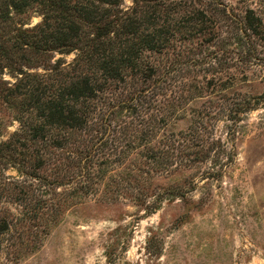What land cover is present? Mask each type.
Masks as SVG:
<instances>
[{
    "label": "trees",
    "instance_id": "obj_1",
    "mask_svg": "<svg viewBox=\"0 0 264 264\" xmlns=\"http://www.w3.org/2000/svg\"><path fill=\"white\" fill-rule=\"evenodd\" d=\"M31 10L40 22L18 20ZM256 65L264 0H0V264L36 252L80 206L148 216L181 200L187 222L198 176L219 179L236 156L218 123L235 132L259 104L219 96ZM146 250L168 264L161 236Z\"/></svg>",
    "mask_w": 264,
    "mask_h": 264
},
{
    "label": "rangeland",
    "instance_id": "obj_2",
    "mask_svg": "<svg viewBox=\"0 0 264 264\" xmlns=\"http://www.w3.org/2000/svg\"><path fill=\"white\" fill-rule=\"evenodd\" d=\"M22 19L32 26L41 16L31 10L20 15L18 20ZM223 94L219 97L254 98L259 104L242 114L235 132L230 133L224 120L218 123V136L226 141L234 137L236 156L219 179L198 176L190 197L201 199L202 207L192 209L187 222H176L184 212L181 200L167 201L148 216L131 204L80 206L67 213L40 249L18 264H110L108 247L118 252V264H148L151 232L163 238L161 260L168 264H264V65L254 66L247 81ZM185 126V122L178 124V128ZM8 174L15 172L8 170Z\"/></svg>",
    "mask_w": 264,
    "mask_h": 264
}]
</instances>
